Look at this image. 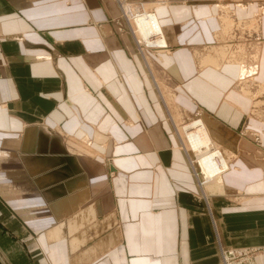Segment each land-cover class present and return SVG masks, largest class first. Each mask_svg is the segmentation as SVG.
I'll return each mask as SVG.
<instances>
[{
  "label": "crops",
  "instance_id": "crops-1",
  "mask_svg": "<svg viewBox=\"0 0 264 264\" xmlns=\"http://www.w3.org/2000/svg\"><path fill=\"white\" fill-rule=\"evenodd\" d=\"M127 1L0 0V264H222L220 248L263 264L260 124L240 69L198 57L221 42L218 4L129 0L154 9L159 51L118 30ZM168 117L233 144L203 196Z\"/></svg>",
  "mask_w": 264,
  "mask_h": 264
},
{
  "label": "bare ground",
  "instance_id": "bare-ground-1",
  "mask_svg": "<svg viewBox=\"0 0 264 264\" xmlns=\"http://www.w3.org/2000/svg\"><path fill=\"white\" fill-rule=\"evenodd\" d=\"M164 3L165 2H160V5L164 4ZM134 5L135 4H132V3H125V4H123L122 7H123V11H125L124 14H126L128 16L127 20L129 19V20L133 21L132 23L130 22L131 27H132L134 34L137 33L139 41L143 40L145 42L146 41L149 42L150 37L152 35H158L159 37L155 41H153V43L158 44V45L166 44V41L163 37L162 31L160 28V24L156 18V15L154 13H150L147 15V12H144V11H142L143 13L142 12L135 13L134 8H132V11H133L132 14L129 15L130 13L128 12L127 7H132ZM144 8H145V5L143 4L142 10H144ZM253 17H255V16H252L250 18H242V19L236 20L233 17H230L229 13H227L226 15H224V17L222 18L223 20L221 21L223 23L221 34H219V32L216 34L218 39L221 40V38H223V37H225V39L235 38L236 37L235 34H237L235 32V29H237V31H239V33H241V34L243 32V35H245V36H247V34L254 35L255 33H257V30L259 29L258 28L259 25L256 22V18H253ZM234 21H236V22H234ZM263 26H264V23H263ZM263 26H262V28H263ZM239 28H241L242 30ZM231 29L233 30L232 31L233 35H232V33H231V35L229 34ZM263 31H264V29H263ZM140 38H142V40ZM251 38H252V36H251ZM241 46L240 45H238L237 47L228 46V48L213 46L208 53L198 54V57H201L200 58L201 64H207V65H212V66H216V67H218L224 63L235 64L240 69V72H241V74L238 75V77H237L238 81H237L236 85H237L239 91L241 93L242 92L244 93L242 95L249 99L251 96V93L248 90H246L245 88H243L242 85H245V83H246V87H248L252 90V87L249 86V83H251V80H252V82H254L253 80H255V76H254V79L251 78V76L255 74L253 69H257V64L259 63V67L261 68V70H264V56H263L264 55V47L263 46L258 47V44H257V45H255L257 47H255V52L253 51V54H246V52L243 53L244 47L242 48ZM249 64H251L252 66H248ZM261 75H262V73L259 76H261ZM261 90H263V95H264V86L262 87ZM260 94H262V92ZM253 99H254V97H253ZM260 102L261 101H259V103ZM254 107L255 106H253V108ZM261 117L264 119V114ZM177 127H176V129H177ZM182 130L185 131V134H186L185 135L186 139L184 141L185 142L184 144L189 147V148L187 147L188 148L187 154L190 156L192 154L194 157L193 159H191V157H188V158H190V160L197 162V165L199 167V172L203 175V179L199 180V186L203 190L204 186H206V185H208V184H210L216 180H219V177L229 170V161H231V159L235 156V154L232 150V152L227 157L229 160L226 158V156L223 155V153H222L223 149H219L214 143L215 139H221V141L223 143V141H224L223 135H221L220 132H214V134H212V136H211L210 133L207 132V129H206L205 125L201 122L200 118L199 119L193 118V120H191L190 123H187L185 125L182 124ZM204 130H205V132H204ZM211 139H213V141ZM215 141H218V140H215ZM214 145L217 148H215ZM219 145H221V143ZM220 152L222 154H220ZM199 172L196 173L198 177L200 176ZM223 250H228V248H220L221 257H222ZM230 250H234V251L235 250H237V251L242 250V251H245L246 253L248 252L247 251L248 249H245V248H243V249H230ZM221 263L224 264L223 260Z\"/></svg>",
  "mask_w": 264,
  "mask_h": 264
},
{
  "label": "rangeland",
  "instance_id": "rangeland-1",
  "mask_svg": "<svg viewBox=\"0 0 264 264\" xmlns=\"http://www.w3.org/2000/svg\"><path fill=\"white\" fill-rule=\"evenodd\" d=\"M129 1V0H128ZM122 2L121 4H120V8H121V11H122V16H123V18L125 19H119V21L118 22H116V26H117V28H118V30L120 31V32H122L121 31V29L120 28H123V29H125V31L126 32H129L133 37H134V39L136 40V43H137V45H138V48L140 49V50H143V49H145V48H156L157 50H159V51H162V50H166V49H168V44L166 43V44H160V45H158V44H155V43H153V41H155L159 36L158 35H152L151 37H150V41L148 42V41H143L142 40V38H140L142 41H139V38H138V35H137V33L136 34H134V32H133V30H132V27H131V23L133 22L132 20H127V15L126 14H124V12L125 11H123V4H125V3H132V4H135L134 6H132V7H127V10H128V12L130 13L129 15H131L132 14V8H134L135 10H134V12L135 13H137V12H142V11H144V12H147V15L148 14H150V13H154L155 14V11H154V9L153 8H150V7H148V6H146L145 5V8H144V10H142V6H143V3H141V2ZM214 1H216V3L218 4V6L215 8L216 9V12H217V8H219V10L221 11L220 12V22L223 20L222 18L224 17V15H226L227 13H229V15H230V17H233L234 19H242V18H250V17H252V16H255V17H253V18H256V22L258 23V25H259V29L257 30V33H255L254 35H252V34H247V36H245V35H243V32H242V34L241 33H239V31H237V29H235V32L237 33V34H235V38H227V39H225V37H223V38H221V42L219 43V44H217V45H213V46H215V47H224V48H228V46H230V47H237L238 45H242L241 47L243 48V53H245L246 52V54H253V51L255 52V45H257L258 44V46H263L264 45V41H263V37H262V34L264 33V31H263V28H262V26H263V23H264V0H243L244 2H243V4H241L240 3V1L238 2L239 4H235V7H230V5H226V1H227V3L228 2H230L231 0H214ZM251 1H259L260 3H249V2H251ZM160 2H165L164 0H160L159 1V3H157L155 6H160V7H162V6H164V4H161L160 5ZM255 4V5H254ZM224 7V8H223ZM131 9V10H130ZM259 9V10H258ZM126 10V9H125ZM137 10V11H136ZM143 13V12H142ZM156 15V14H155ZM156 18H157V16H156ZM114 19H112V21H113ZM158 20V19H157ZM128 21V22H127ZM131 22V23H130ZM234 22H236V21H234ZM129 23V24H128ZM257 25V26H258ZM222 26H223V23L221 22V24H220V29H219V34H221V32H222ZM264 27V26H263ZM126 29H128V30H126ZM239 29H241V28H239ZM242 30V29H241ZM162 31V30H161ZM233 30L231 29L230 30V32H229V34L231 35V33H232V35H233V32H232ZM217 32V33H218ZM133 33V34H132ZM216 33V34H217ZM162 34H163V31H162ZM257 35H259V36H261L262 38H261V40L258 42V40L259 39H257L256 41H255V37H257ZM264 35V34H263ZM220 36V35H219ZM251 36H252V38H251ZM220 40V39H219ZM141 42V43H140ZM238 44V45H237ZM143 45V46H142ZM213 46H210L209 48H208V52L211 50V48L213 47ZM253 46V47H252ZM247 49V50H246ZM208 52H206V53H208ZM205 53V54H206ZM200 56V55H199ZM200 60V59H199ZM248 66H252L251 64H249ZM252 75V74H251ZM253 76V77H252ZM251 76V78H253L254 79V76H255V80H253L254 82H252V80H251V83H249V86L250 87H252V90L250 89V88H248V87H246V83H245V85H242V87L243 88H245L246 90H248L250 93H251V96H250V98L248 99L249 101H248V103H249V108H248V112L246 113L247 114V116L249 117V118H253V119H255V120H257V122L260 124V127H259V129L258 130H255V131H253V132H251L252 130L250 129V128H247V131H245V134H251V137H252V142L258 147V153H260L262 156H263V158H264V151H263V147H264V140L261 138V132H264V119L261 117L263 114H264V95H263V90H261L262 89V87L264 86V70H263V72H262V75L261 76H259V73L258 72H256L255 71V74L254 75H252ZM261 77V78H260ZM237 81H238V78H236V81H235V83L237 84ZM154 83V86H155V88H157V85H156V83L155 82H153ZM158 85H160L159 87H160V91L163 89V91H162V94H161V92H159L160 93V99H161V101L164 103V101H163V96L162 95H164V98L166 97V99H169V104H170V102H172L171 101V99L173 98V94L171 93V92H169V91H165L166 89L163 87V85H161L160 83H158ZM262 85V86H261ZM237 86V85H236ZM162 88V89H161ZM158 90V89H157ZM237 90L239 91V89H238V87H237ZM159 91V90H158ZM240 92V91H239ZM255 92V93H254ZM262 92V94H260ZM241 93V92H240ZM241 94H244L243 92L241 93ZM253 97H254V99H253ZM166 99H165V101H166ZM255 102H254V101ZM259 101H261L260 103H259ZM258 102V103H257ZM164 105L165 106H167V104L166 103H164ZM260 105V106H259ZM253 106H255L254 108H253ZM261 107V108H260ZM260 108V109H259ZM261 117V118H260ZM189 118H187L186 120H185V122H179L180 124L178 125V128L179 129H176V124L174 123V121L171 119V118H169L168 117V120H169V123H170V125H171V128H172V131H173V133L175 134V136H176V138H177V140H178V145H179V148L184 152V154H185V156H186V159H187V162H188V164H189V166H190V169H191V172H192V174L195 176V178H196V181H197V184L199 183V180L200 179H203V175L199 172V167H198V165H197V162L196 161H193V160H190V158H188V157H191V159H193L194 157H193V155L191 154V156L190 155H188L187 154V149L189 148L187 145H185L184 143V141H185V139H186V137H185V131H183L182 130V124L183 125H185V124H187V123H190V119L188 120ZM192 119V118H191ZM195 119H197V118H195ZM199 119V118H198ZM175 120V119H174ZM188 120V121H187ZM200 120H201V122L205 125V127H206V129H207V132L208 133H210V135L212 136V134H214V132H219L218 130H212V129H209L208 128V126L205 124V122H204V120L203 119H201L200 118ZM178 122V121H177ZM185 123V124H184ZM263 128V129H262ZM178 131H179V134H178ZM204 132H205V130H204ZM182 135V136H181ZM181 136V137H180ZM212 141H213V139H211ZM215 140H218V141H215ZM214 140V143H215V145L219 148V149H223L222 150V153H223V155L224 156H226V158L228 157V155L232 152V149H233V147L231 146V145H233L232 143H226L225 141H223V143H222V141H221V139H215ZM220 140V141H219ZM86 140H84V139H82V143H83V145L85 144L86 145V148H88V145H87V142H85ZM240 141V140H239ZM183 142V143H182ZM221 143V145H219ZM183 145V146H182ZM214 145V146H215ZM226 145H228V152L226 151V149H225V147H226ZM215 146V148H217ZM188 147V148H187ZM185 149V150H184ZM74 150V149H73ZM80 152V151H79ZM83 151H81V153H82ZM76 153L77 152H74V154L76 155ZM221 152H220V154H222ZM54 156H55V154H53ZM58 155H60V154H58ZM228 159V158H227ZM58 160H60V158H58ZM229 160V159H228ZM194 162V163H193ZM69 166V165H68ZM78 166V165H77ZM195 171V172H194ZM199 172V174H200V176L198 177L197 176V174L196 173H198ZM77 173H80L79 171L78 172H76V174ZM79 177H81V176H79ZM76 179V178H75ZM74 179V180H75ZM217 181H214V182H212V183H216ZM212 183H210V184H212ZM198 188H199V190H200V187H199V184H198ZM75 189V188H74ZM200 193H201V195L203 196V192L200 190ZM228 249H234V248H228ZM238 249H243V248H238ZM245 249H248V248H245ZM249 249H253V248H249ZM260 251H259V253L262 251V249H259ZM258 253V254H259ZM257 254V255H258ZM256 255V256H257ZM255 256V257H256ZM220 259H221V255H220ZM256 263V262H255ZM257 264V263H256ZM264 264V263H263Z\"/></svg>",
  "mask_w": 264,
  "mask_h": 264
},
{
  "label": "built area",
  "instance_id": "built-area-1",
  "mask_svg": "<svg viewBox=\"0 0 264 264\" xmlns=\"http://www.w3.org/2000/svg\"><path fill=\"white\" fill-rule=\"evenodd\" d=\"M260 248L248 249L247 253L242 250H223L221 262L224 264H256L255 256L259 253Z\"/></svg>",
  "mask_w": 264,
  "mask_h": 264
}]
</instances>
